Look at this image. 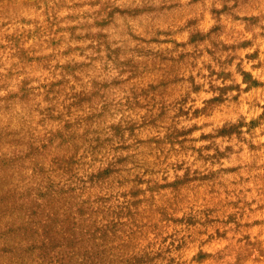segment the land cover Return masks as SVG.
Listing matches in <instances>:
<instances>
[{"label":"clouds","instance_id":"obj_1","mask_svg":"<svg viewBox=\"0 0 264 264\" xmlns=\"http://www.w3.org/2000/svg\"><path fill=\"white\" fill-rule=\"evenodd\" d=\"M0 190V264H264V0H0Z\"/></svg>","mask_w":264,"mask_h":264},{"label":"rangeland","instance_id":"obj_2","mask_svg":"<svg viewBox=\"0 0 264 264\" xmlns=\"http://www.w3.org/2000/svg\"><path fill=\"white\" fill-rule=\"evenodd\" d=\"M10 202H11V194L0 190V216L3 215L5 209L8 208ZM36 212L38 213V215L32 217L31 223L25 224L23 226L22 231L12 233L11 235H15V236L27 235L31 237L36 231V229L43 228L44 237L42 238V242L47 241L50 247L51 243H53L57 237L63 238L65 235L68 234L71 228L70 223L60 222L58 225L57 222L51 219H47L46 222H43L45 220V214L43 210L40 208H37ZM9 235L10 234L8 232L0 230V239L9 238ZM47 251L48 249L46 248L45 253H47Z\"/></svg>","mask_w":264,"mask_h":264}]
</instances>
